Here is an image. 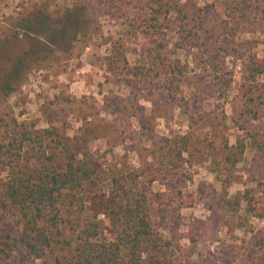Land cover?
I'll list each match as a JSON object with an SVG mask.
<instances>
[{
  "label": "trees",
  "instance_id": "obj_1",
  "mask_svg": "<svg viewBox=\"0 0 264 264\" xmlns=\"http://www.w3.org/2000/svg\"><path fill=\"white\" fill-rule=\"evenodd\" d=\"M225 1L229 0H220L217 7L222 10L221 28L229 33L257 34L256 46L263 44L260 26L264 23V0ZM116 2L124 18L120 23L125 26L122 33L142 35L147 40L135 63L122 61L123 69L117 71L119 82L137 96L141 83L158 88L167 103L183 107L189 130L172 135L157 133L156 120L168 113H131L128 123L114 137L125 150L138 144L134 150L141 165L136 167L129 162L128 151L121 156L107 149V161H98L93 142L114 132L112 121L103 123L101 118L84 115L80 133L70 137L52 121L38 129L13 117L3 125L0 142V163L7 169L0 184V264H184L174 255L172 241L162 230L182 216L186 196L182 190H174L155 204L148 185L179 176L191 178L186 165L190 164L192 131L212 111L203 109L196 114L191 105L184 109L189 100L180 95V89L190 65L180 57L171 58V45L175 52L191 55L206 69L213 68L217 83L227 73L229 56L248 62L250 78L240 83L232 99L231 116L244 140L237 139V150L227 159L237 164L250 150L264 159V58L248 50L252 45L248 38L237 45L220 43L219 36L205 41L202 35L208 28V14L217 3ZM88 5V0H72V5L64 9L62 25L54 21L44 4L11 15L4 22L0 36V103L14 94L33 70L51 61L58 51L65 52L68 44L71 47L90 34L93 21ZM109 32L102 29L101 36ZM145 90L149 93L153 89ZM250 122L253 129L247 126ZM251 191L236 193L228 201V211L242 214L243 225L250 217L264 216L256 213ZM188 237L193 243L200 240L194 228ZM243 250L247 263L260 254L264 231L248 238Z\"/></svg>",
  "mask_w": 264,
  "mask_h": 264
},
{
  "label": "rangeland",
  "instance_id": "obj_2",
  "mask_svg": "<svg viewBox=\"0 0 264 264\" xmlns=\"http://www.w3.org/2000/svg\"><path fill=\"white\" fill-rule=\"evenodd\" d=\"M179 1L200 6L216 2L217 6L210 8L208 28L202 35L205 41L215 40L219 36L217 40L220 43L222 40L226 44L237 45L248 38L252 42L248 50L264 58V43L256 46L257 34L229 33L227 28H221L222 10L217 8L220 0ZM8 2L11 3L8 5L10 10L6 7ZM42 4L53 14L54 21L62 25L65 23L64 9L72 5V0H3L0 6V36L5 28L4 22L11 15L25 13L31 6ZM88 4L89 16L93 21L90 34L77 40L71 47L68 44L65 52L58 51L51 61L33 70L28 80L0 103V142L3 125L11 122L13 117L38 129L48 127L52 121L62 132L73 137L80 133V118L87 115L90 119L101 118L103 123H115L114 132L109 137L93 142L98 161H107V149H113L121 156L128 151L129 162L139 167L140 157L134 150L138 144L133 143L125 150L118 143L119 138L114 137L128 123L131 113H168L166 117L156 120L157 133L172 135L178 131L186 132L189 122L182 116L183 107L167 103L158 88L141 83L139 87L142 89L137 96L133 95L129 86L119 82L117 71L123 69L122 61L127 59L129 63H135L144 52L147 40L142 35L122 33L125 26L120 23L124 18L116 0H88ZM260 27L264 31V23ZM102 29L104 32L110 29L109 34L101 36ZM116 29L120 32H115ZM172 51L171 58L180 57L190 65L180 89V95L189 100L184 109L191 105L196 114L203 109H211L212 112L206 120L194 125L192 131L190 164L186 165L191 178L179 176L149 182L148 188L155 204L166 199L174 190H182L186 196L182 216L168 228H163L162 232L171 239L174 255L184 264H264V250L248 263L243 250L248 238L264 231V218L259 220L253 216L243 225L242 214L228 211V201L232 200L234 194L252 189L249 197L254 195L255 211L264 213L263 157L250 150L245 159L237 164L227 159L237 150V139H243L244 135L235 127L231 116L232 99L240 83L250 78L248 62L235 55L229 56L227 73L217 83L213 68L208 66L206 69L204 64L193 61L192 56L183 51L175 52L173 45L168 52ZM145 87L153 90L148 93ZM205 101L210 106H204ZM247 126L253 129L254 123L250 122ZM6 175L7 169L0 163V184ZM192 223L200 227H191ZM191 228L198 232L200 240L197 243L191 242L188 237ZM38 263L43 264L42 261Z\"/></svg>",
  "mask_w": 264,
  "mask_h": 264
},
{
  "label": "crops",
  "instance_id": "obj_3",
  "mask_svg": "<svg viewBox=\"0 0 264 264\" xmlns=\"http://www.w3.org/2000/svg\"><path fill=\"white\" fill-rule=\"evenodd\" d=\"M2 3H3V0H0V6L2 5ZM8 5H11V3H7V5H6V7L8 6ZM14 6L12 5V8H13ZM7 9H9L10 10V7L8 6V8ZM232 187V186H231ZM244 205V204H243ZM254 217H256L257 218V216H254ZM264 218V216L263 217H258L257 219H259V220H262Z\"/></svg>",
  "mask_w": 264,
  "mask_h": 264
}]
</instances>
